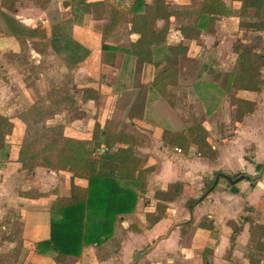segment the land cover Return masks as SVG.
<instances>
[{"label": "crops", "instance_id": "obj_1", "mask_svg": "<svg viewBox=\"0 0 264 264\" xmlns=\"http://www.w3.org/2000/svg\"><path fill=\"white\" fill-rule=\"evenodd\" d=\"M144 1L151 4L154 0ZM194 1L195 7L191 6ZM224 1L229 13L216 21L214 33L201 31L195 39L184 38L180 28L179 30L175 28L173 23L175 16H170L166 23L163 19L157 20L156 28L161 29L166 24L167 34L164 44L160 45L159 49H154V53L165 52L167 45H176L170 38L171 34L177 31L181 38L179 42L188 47L186 55L181 57L185 60L191 58L190 41L196 43L195 41L200 40L198 41L200 53L195 61L199 67L189 74L190 71L185 66H180L178 82L166 86V90L174 87L172 92L178 93L175 95L176 105L170 100H165L167 98L151 86V81L158 72L147 81L148 85L144 86L147 92L141 106V114L131 118L134 127L148 136L146 142L136 147L137 155L142 158V168L151 167L149 171L144 172L146 188L144 192L139 193L134 211L115 222L114 233L107 241L84 246L79 256L69 257L64 264H204L203 253L206 248L210 249L207 256L209 264H264V191L259 190V186L264 182V174L254 183L249 179L258 176H253L257 172L260 174L262 171L260 166L264 168V156L258 159L254 152L255 145L249 143L242 147L240 168L230 159L231 153L244 134L242 129L246 130V126L249 125L251 127L256 123L257 117H261L264 122V65L257 68L258 78L262 80L260 90L236 89L231 82L237 74L235 65L238 56L233 50L236 43L241 41L244 44L256 45L255 52L264 48V14L259 17L249 11L246 15H241L237 1ZM46 2L43 0L40 4H33L26 0V6L16 3L12 12L2 8L7 12L6 18L10 21L16 20L20 27L15 26L18 29L16 32L11 30L15 36L0 42V58H6L4 53H9L11 57H14L11 53H17L16 59H20L18 53L23 49L21 40L24 37L20 36V33H28L27 37L31 39L30 53L33 56L47 59L55 57L57 60L59 56L64 57L66 54L64 60L75 82L72 89L74 92L87 91L89 79L98 82L102 76L101 65L106 59V51L102 49V44L117 47L116 63L120 61L121 64L129 59L137 62V58L127 50L138 38V34L130 32L129 23L130 9L136 0H84L85 3H101V14L96 11L84 12L82 4L78 3L79 0ZM165 3L170 11L179 10L181 13L189 7L199 9L201 0H165ZM111 7L127 12L113 23L110 17ZM195 18L191 22L185 20L183 26L193 25ZM246 22H258L263 26L247 28L244 26ZM36 25L45 31L47 38L45 43L32 32ZM13 43H17L18 46H11ZM79 56L82 58L77 61ZM229 59L230 62H234L232 65H229ZM163 63L162 68L165 65V62ZM19 64L17 61L7 59L5 64L1 65L8 78L14 80V73H18L19 81L16 82L21 92L18 87L19 94L13 99L15 103L2 106L3 99L9 97L7 94L10 87L6 85L7 82H4V86L0 85V114L7 116L13 123L12 132L6 137L5 142L8 157L0 158V223L8 219L10 213L19 221V226L13 233L6 232V229L10 231L6 225L0 226V264H61L52 259V252H38L35 243L50 236L52 219L50 207L54 199L57 196L69 195L72 180L74 184L80 186H87V181L82 178L72 179V174L66 170L36 166L29 171L18 161V150L26 131V124L18 115H12L11 109L18 104L16 97L26 94L28 90V85L24 81L27 73L18 70ZM152 66L154 67L151 63L146 64L147 69ZM116 71L118 75L121 74L122 79L126 76L125 70ZM225 75L230 79L223 85ZM185 76H188L187 85H184ZM123 82L110 83L107 87L109 90L119 88L118 97H122L123 92L132 89L129 88L128 82L126 86ZM228 95L253 102L254 109L244 114L240 121L234 120L235 106L231 104ZM180 96L200 106V122L208 132L206 140L214 150L213 157L200 154L193 143L186 151L187 155L178 151L177 146L164 144V133L167 131L185 134L186 122L176 112L180 110L179 104L183 103ZM109 98L110 96L106 97V104ZM76 99L80 102L74 103V108L79 106L83 112H86L84 106L93 104L90 98H83L82 101L81 97ZM29 100V105L34 104V100ZM50 102L45 100L40 104L47 105ZM97 107L101 108V105ZM107 120L109 119L105 122ZM96 121L100 122L95 120L94 116L91 120L89 117L85 119L83 116H74L71 124L65 122L67 125L65 127L56 114L47 119L45 124L48 126L61 124L64 134L90 139ZM233 126L231 135H228L227 131L222 133L223 128L229 129ZM249 135H252L251 131ZM217 171H221V175H216L218 179L215 181L214 190L190 212L187 201L198 197L204 187V178L216 177L214 173ZM236 171H246L241 179L245 180V186L238 184L241 180L228 184V180L223 176L227 175L234 179L231 173ZM177 183L182 189L174 200L166 202L165 216L157 223L148 225L146 213L154 211L158 203L154 197L155 191L174 190ZM230 196L234 201V207L227 202ZM232 209L236 211L232 212ZM251 213L254 215L252 220L248 219ZM240 217L242 223L231 242L233 230L227 221ZM208 224L212 228H208ZM256 232L259 234L254 240ZM252 244H255L258 259L251 260L252 253L248 256ZM136 252L141 255L135 261Z\"/></svg>", "mask_w": 264, "mask_h": 264}, {"label": "trees", "instance_id": "obj_2", "mask_svg": "<svg viewBox=\"0 0 264 264\" xmlns=\"http://www.w3.org/2000/svg\"><path fill=\"white\" fill-rule=\"evenodd\" d=\"M15 0H2L1 6L13 11ZM239 3L240 14L246 15L252 11L255 16L264 14V0H234ZM82 4L84 12L101 14V3ZM95 7V8H93ZM224 0H201V6L196 10L195 23L180 27L184 38L195 39L201 31L214 33L216 21L227 15ZM125 14L124 11L111 7L110 17L116 23ZM129 17L130 32L138 34V38L132 42L127 49L137 58L141 64L151 63L159 66L165 62V66L159 70L151 81V86L161 95L165 94L166 86L174 84L178 75V57L185 54L187 46L182 43L177 45H165L169 51L162 59L154 58V49L164 44L167 34V25L161 29L156 28L157 20L163 19L165 23L169 20L171 11L165 0H154L151 4L144 0H136L130 9ZM98 18V17H94ZM8 19V18H7ZM247 28H261L263 25L258 22H246ZM12 31L18 29L12 26ZM37 29L33 28L35 33ZM45 31H42V35ZM116 46L102 44L106 51V62L111 63L115 58ZM119 47V46H118ZM256 45L245 47H234L237 54L239 70L232 79V86L236 89L260 90L262 80L258 78L257 68L264 65V48L255 52ZM82 57H78L77 61ZM226 75L222 84L228 81ZM231 104L235 106L234 120L240 121L242 116L254 109V103L228 95ZM63 109L55 102L49 105L34 104L29 112L25 111L22 120L26 124V131L20 142L18 150V161L22 162L24 168L31 171L36 166H42L52 170H66L73 178H82L87 181V186H80L71 182L69 195L57 196L51 204L50 211L52 219L50 222V236L46 240L35 243L38 252H52V259L56 263L66 261L69 257H77L81 254L84 246L88 244H100L107 241L114 233L115 222L122 216L132 213L140 192H144L146 181L144 172L151 167L142 168V158L137 155L136 147L143 142L135 135L117 130L113 122L107 120L103 124L96 121L90 139H80L64 134L63 126H48L46 120L52 118ZM29 114V115H28ZM41 120L37 129H31L32 121ZM13 123L7 116L0 114V158H7L6 137L11 134ZM188 132L194 138L200 154L213 157L214 151L207 142L205 128L198 124L189 127ZM183 132L164 133V144L177 146L184 151L189 148V137ZM263 170L260 166V171ZM221 175V171L214 173V176ZM260 175L248 177L252 183L259 179ZM216 186L215 177L204 178V187L200 195L190 198L187 201V208L190 212ZM182 187L176 184L174 190H156L154 197L158 200L154 211L146 213L148 225L157 223L165 216L166 202L174 200ZM241 218L229 219L227 224L232 228L233 234L230 241L233 242L234 235L241 225ZM188 223V222H187ZM208 228L212 226L208 225ZM203 253L204 264H209L206 253ZM228 253V258H230Z\"/></svg>", "mask_w": 264, "mask_h": 264}, {"label": "rangeland", "instance_id": "obj_3", "mask_svg": "<svg viewBox=\"0 0 264 264\" xmlns=\"http://www.w3.org/2000/svg\"><path fill=\"white\" fill-rule=\"evenodd\" d=\"M1 1L2 0H0V42H3V41H7L6 39L8 38L13 37L14 34L11 31L12 26L15 27L17 25V28L20 26L16 20L10 21L6 18L5 13L7 12H4L2 10L3 7L1 6ZM44 1L48 2L49 0H44ZM14 2L15 4L18 3V5L26 6L25 4L26 0H15ZM30 2H32L33 4H40L43 2V0H30ZM55 4L56 2L53 3V5ZM47 5L49 6L50 4H47ZM195 5H196V2L194 1L191 4V6L195 7ZM196 10L197 9L190 8V7L184 9L181 13L178 12L179 10L178 11L172 10L170 16H175V21L173 22L175 23V28L179 30L180 27H183V25L185 24L184 22L185 20H188L190 22L193 21L195 18ZM7 11L9 12L10 10H7ZM170 16H169V19H170ZM35 28L37 29L35 31V33H37L38 35L37 38L38 39L41 38L43 43H45L47 41L46 40L47 38H45L46 36L45 34L42 35L43 30L37 25L35 26ZM179 35L180 34H178L177 31L175 32V34L172 33L170 41H174L176 45L179 44L181 42V38L179 37ZM20 36H24L22 38L23 40L20 39L21 47H23V49L21 52L18 53V56H19L18 58H20L22 61L20 59H16L17 53L16 54L11 53L14 55V57H11L9 53H4L7 59L14 60L20 63L19 64L20 67H17L18 70H20V72L27 73L26 77L24 78V81L28 85V90L26 94H21L20 97H16V103H18L17 104L18 106L14 105L13 108L11 109V111H13L12 115H15V116L18 115L20 118H22V116H24L25 114V110L29 112V109L31 106H33L36 103H39V104L44 103V101L47 100V101L55 102L60 107H62L63 110L57 113V117L65 127H67L65 122L66 123L69 122L68 124H71L70 122L74 116H83L85 119L89 117L90 120H91V117L94 116L95 120L96 119L99 120L100 123H104L106 119H109L110 121L113 122L117 130L131 133L135 135L136 137H138L139 139H141L142 142H146L145 139L148 137L147 134L135 128L134 122L131 121V118L136 117L141 114L140 113L142 110L141 106L144 103L146 92H147V88L144 86L146 84L148 85L147 81L153 77L152 75L159 72V70L162 68L164 64L163 62L159 66H154L155 68L152 66L150 69H147L145 63L141 64L139 61L135 63L134 61L130 59L128 61L125 60L124 62H122L121 63L122 65L120 64V61H117L116 63L115 58L111 63L109 62L107 63L104 60V64L101 65L102 66L101 68L102 76L99 77L98 82L90 81L89 79L90 84L87 88L88 89L87 91L85 90L82 92H74L72 89L74 88L73 85H75V82L73 81V78H72L73 76L71 75V73H69V69L68 67H66L65 60H64L66 54L64 57L59 56L57 60L55 57H53V59H50V58L47 59V58H40L38 56H33V54L30 53L31 39L27 37L28 33H24V34L20 33ZM198 41L200 40L198 39L197 41H195L196 43H194L193 41L192 42L190 41V44H189L190 53L189 54L191 58H187V60L181 58L184 54H181L178 57L177 67L179 68L180 66L182 67L185 66L187 70L190 71L189 74L191 73V71L194 72V70L197 69V67H199L197 64L198 62H195L197 61V56L200 53V48H199L200 42ZM249 45L250 44H244V42L240 41L239 43H236L234 47L242 48V47L249 46ZM11 46L17 47L18 44L13 43L11 44ZM223 47H225V45ZM161 50H163V48ZM168 53L169 51H165V52L159 51L154 54L155 55L154 57L156 60H160ZM6 58H2V57L0 58V85L4 86L5 84L4 82H7L6 85L10 87V91L7 94L9 96L8 99H3V101L1 100L2 106H5V105L9 106L8 104L15 103V101L13 100L15 95L19 94V90L21 92V88L20 86H18L17 84L18 82H16V81H19L18 73L17 74L14 73L15 79L13 80V78H8V74H5L4 70L1 67V65L5 64V61L7 60ZM232 63L234 62L232 61L230 62V59H229V65L230 64L232 65ZM211 68L213 70H216V69L218 70V68L216 69H214L213 67ZM116 69L120 71L125 70L124 75L126 76H124V78L122 79V77L120 76L121 74L118 75V72L116 71ZM131 69H133L134 71H131ZM235 70L236 71L239 70L238 64L235 65ZM128 74H131V76H129ZM31 78L33 79L29 81ZM121 81H124L123 82L124 86H126V83L128 82L129 88L132 87V89L127 92H123L122 97H118V93L120 91L119 88L114 89V90H109L107 86L110 83L116 84ZM187 81H188V76H185L184 85H187ZM177 82H178V75H177ZM97 83H98V86H97ZM18 87H19V90H18ZM173 90H174V87L173 88L170 87L168 90H166L163 96L167 98L165 100H170L173 102V104H175V100L177 99L175 95L178 93L176 92L173 93L172 92ZM107 96H110L109 98L110 100L106 104ZM11 97L13 98L11 99ZM76 97L77 98L81 97V101L83 100V98H90L93 100V104L90 103L89 105H87V107L84 106V108H86V112H83V109L79 108V106L77 107L75 106L74 108V103L80 102V100L76 99ZM29 99L34 100L33 102L34 104L29 105V101H30ZM180 99H181V102L183 103H181V105L179 104L180 110H177L176 112L182 120H185L186 122V124L184 125L185 130H186L185 135H188L189 127L191 126L194 127L198 124H201L200 106H197L195 102L193 101L182 99V96H180ZM50 103H47V105H49ZM94 104L96 105V107H93ZM90 105H93V106H90ZM97 105H101V108H98ZM41 124H43V122L39 119L37 121H32L30 127L31 129H37ZM55 125H60V124H55ZM208 127L210 126L208 125ZM143 129L147 130L146 128H143ZM233 129H234V126L229 127V129L223 128L222 133H224L223 131H227L228 135H231L233 132ZM242 131H244V134L242 138L240 139L239 144L234 148L233 152L230 155L231 162L234 163L235 166L237 165L238 168L241 167L240 158H241L242 147L247 146L249 143L255 145L254 152L258 159H261L264 156V122L262 118L257 117L256 123H253L251 127L250 125L246 126V130L242 129ZM250 131L252 135H249ZM185 135L184 137L188 141V144L193 143V145H197L194 141V138L190 136V134H189V137H186ZM206 136L208 137V132ZM190 144L188 147H190ZM169 146L173 147V145H169ZM178 149H179L178 151H182L181 153H184L187 155L186 151H184L181 148H178ZM250 155H252V152H250ZM245 173L246 171L245 172L236 171L231 174H233L234 177H237L239 175L244 176ZM262 174H264V170H262L260 174L257 172L253 176L260 175V178L258 179L260 180L263 176ZM244 183H245V180H241L240 182H238V184L241 186H245ZM262 183L259 186V190L261 192L264 191V185ZM231 197L232 196H230V198L227 199V202L230 203L232 207H234V201L232 200ZM231 206L229 210H231L232 208ZM235 211L236 209H232V212H235ZM253 213H251L250 216H248V219L250 220L254 219ZM8 216L9 218L1 222L0 226L6 225L10 229V231L6 229V232L13 233L15 232L16 228H18L19 221L13 218L11 213ZM258 234L259 232L255 233V236L253 238L254 240L257 238ZM254 246L255 244H252V249L248 253V256L249 254L252 253L250 257L251 260L258 259V257L256 256L258 254L255 251L256 249ZM208 254H210V252L206 253L207 256ZM260 258H262V256L259 257V259ZM64 262H61V264H64Z\"/></svg>", "mask_w": 264, "mask_h": 264}, {"label": "water", "instance_id": "obj_4", "mask_svg": "<svg viewBox=\"0 0 264 264\" xmlns=\"http://www.w3.org/2000/svg\"><path fill=\"white\" fill-rule=\"evenodd\" d=\"M227 180H228V184H231V183H235L239 180H241L243 178V175H239L237 177H235L234 179H232L230 176H227V175H223ZM218 177L216 176L215 177V181H217ZM141 253L139 252H136L135 255H134V258H135V261L140 257Z\"/></svg>", "mask_w": 264, "mask_h": 264}]
</instances>
